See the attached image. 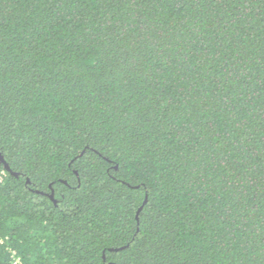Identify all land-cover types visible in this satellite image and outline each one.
<instances>
[{
    "label": "trees",
    "instance_id": "16d2710c",
    "mask_svg": "<svg viewBox=\"0 0 264 264\" xmlns=\"http://www.w3.org/2000/svg\"><path fill=\"white\" fill-rule=\"evenodd\" d=\"M0 154V264H264V0H0Z\"/></svg>",
    "mask_w": 264,
    "mask_h": 264
},
{
    "label": "water",
    "instance_id": "95a60500",
    "mask_svg": "<svg viewBox=\"0 0 264 264\" xmlns=\"http://www.w3.org/2000/svg\"><path fill=\"white\" fill-rule=\"evenodd\" d=\"M0 160H1V162L5 165V167L10 171L11 169H10V166L6 163V161L4 160V158H3V156L0 154ZM50 197L51 198H54V194L53 193H51L50 194Z\"/></svg>",
    "mask_w": 264,
    "mask_h": 264
},
{
    "label": "built area",
    "instance_id": "2783aa9c",
    "mask_svg": "<svg viewBox=\"0 0 264 264\" xmlns=\"http://www.w3.org/2000/svg\"><path fill=\"white\" fill-rule=\"evenodd\" d=\"M6 175L5 170L0 171V182L4 179V176Z\"/></svg>",
    "mask_w": 264,
    "mask_h": 264
}]
</instances>
